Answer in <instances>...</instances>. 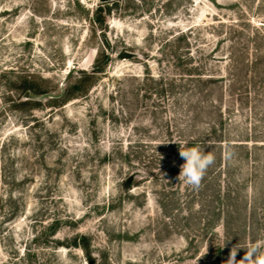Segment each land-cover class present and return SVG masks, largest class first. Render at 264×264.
<instances>
[{
	"label": "rangeland",
	"instance_id": "rangeland-1",
	"mask_svg": "<svg viewBox=\"0 0 264 264\" xmlns=\"http://www.w3.org/2000/svg\"><path fill=\"white\" fill-rule=\"evenodd\" d=\"M185 146L215 154L197 190ZM255 242L264 0H0V264H225Z\"/></svg>",
	"mask_w": 264,
	"mask_h": 264
},
{
	"label": "clouds",
	"instance_id": "clouds-1",
	"mask_svg": "<svg viewBox=\"0 0 264 264\" xmlns=\"http://www.w3.org/2000/svg\"><path fill=\"white\" fill-rule=\"evenodd\" d=\"M179 155L184 160L180 166L179 178L182 177L185 183L194 190L199 189L207 170L215 162L214 152L206 153L204 147L201 146H185L180 147ZM233 155L234 150L228 147L225 151V158L231 160ZM240 248L246 249V252L244 257L237 261L236 256ZM225 264H264V245L260 242L251 243L247 247L236 245L231 249Z\"/></svg>",
	"mask_w": 264,
	"mask_h": 264
},
{
	"label": "trees",
	"instance_id": "trees-1",
	"mask_svg": "<svg viewBox=\"0 0 264 264\" xmlns=\"http://www.w3.org/2000/svg\"><path fill=\"white\" fill-rule=\"evenodd\" d=\"M97 13H106V14H110L111 13V7H109V5H101L97 8ZM94 23L99 26V27H102L103 25V17L102 15L98 14L95 19H94ZM101 54H103V61H99L100 57H101ZM109 61V56L108 54H104V50H101V51H98V54L96 56V59H95V62H94V67L93 69L91 70V72H87L85 70H82L81 71V76H80V79H79V83H81V81H84L86 78L90 77L91 75H93L94 73H99V72H103L104 71V66H106V64L108 63ZM83 77V78H81ZM24 90L25 92H27L28 90H31V87L29 85H24ZM85 85H81V84H77V85H73L72 88H69L68 90H66L64 92V94H62L63 96V101H61L62 104H64L66 101L72 99V98H75L77 97L80 93V91H82V88L84 87ZM58 102V101H57ZM54 103L55 105L58 104V103ZM218 141H221V140H218Z\"/></svg>",
	"mask_w": 264,
	"mask_h": 264
},
{
	"label": "water",
	"instance_id": "water-1",
	"mask_svg": "<svg viewBox=\"0 0 264 264\" xmlns=\"http://www.w3.org/2000/svg\"><path fill=\"white\" fill-rule=\"evenodd\" d=\"M102 1H108V0H102ZM124 55H125V57L129 56L128 53H125Z\"/></svg>",
	"mask_w": 264,
	"mask_h": 264
}]
</instances>
